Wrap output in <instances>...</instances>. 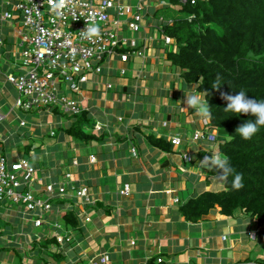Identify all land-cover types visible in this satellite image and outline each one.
<instances>
[{
	"label": "crops",
	"instance_id": "1",
	"mask_svg": "<svg viewBox=\"0 0 264 264\" xmlns=\"http://www.w3.org/2000/svg\"><path fill=\"white\" fill-rule=\"evenodd\" d=\"M15 1L0 0V83L5 86H13L7 75L21 73V24L13 9ZM111 1L133 11L141 8L138 32L131 33L130 17H121L117 30L109 28L128 41L125 50L131 40L137 49L145 46V50L144 55L125 63L115 55L105 59L101 73L89 76L77 94L59 86L77 101L78 114L85 113L88 124L82 125V131L90 139L71 138L63 131L75 117L55 108L32 109L56 118L48 134L54 141L43 152V142L39 145L36 140L42 137L36 124L29 126L13 114L14 107L3 113L7 109L3 98L8 96L0 88V113L5 116L0 123V154L9 162L25 159L34 167V181L27 188L35 196L45 197L47 184H63L67 189L66 195L52 198L44 215L41 229L50 221L61 225L59 230L51 226L44 239L70 237L68 242L56 241L51 246L49 252L58 253L61 260L48 264H264L260 256L264 255V225L254 218L238 213L222 216L215 207L201 220L189 222L179 211L203 192L222 190L224 183L222 177L209 173L216 162L214 156L221 160L216 141L193 140L197 132L213 134L216 139L219 133L204 125L208 117L198 105H185L184 95L199 93L195 85L183 81L166 57L175 48L163 42L160 18L173 15V7L164 0ZM6 12L13 15L11 21L1 19ZM164 19L171 25L172 18ZM95 126L100 129L94 130ZM173 138L180 143L173 145ZM159 141L160 145L154 144ZM125 185L128 193L123 195ZM82 186L88 189L92 203L83 205L76 198V189ZM15 210L0 204V216L17 220L22 235L26 229H38L23 205ZM69 212L78 215L76 228L63 224L62 217ZM25 239L33 261L21 264H41L35 259L42 240ZM254 252L258 256L253 259Z\"/></svg>",
	"mask_w": 264,
	"mask_h": 264
},
{
	"label": "trees",
	"instance_id": "2",
	"mask_svg": "<svg viewBox=\"0 0 264 264\" xmlns=\"http://www.w3.org/2000/svg\"><path fill=\"white\" fill-rule=\"evenodd\" d=\"M173 7L171 25L160 18L162 37L170 38L166 57L181 72V78L196 86L197 93H207L211 116L209 126L219 133L218 155L228 159L236 172L242 173L243 187H235L234 173L222 175L220 165L212 164L209 173L223 179L220 191L203 192L179 207L189 222H196L215 207L222 216L234 213L255 219L264 225V126L248 140L241 139L235 129L251 118L246 114L226 112L222 94H235L244 88L248 95L264 99V0H195L181 3L168 0ZM222 85L211 88L216 77ZM74 123L63 130L71 138L88 140L82 125L87 126L85 113L71 115ZM154 144L160 145L159 142ZM77 213L62 217L65 227L78 226ZM57 244L51 237L39 242L36 261L48 264L60 257L49 249ZM36 248L33 247L32 251Z\"/></svg>",
	"mask_w": 264,
	"mask_h": 264
},
{
	"label": "built area",
	"instance_id": "3",
	"mask_svg": "<svg viewBox=\"0 0 264 264\" xmlns=\"http://www.w3.org/2000/svg\"><path fill=\"white\" fill-rule=\"evenodd\" d=\"M194 1L190 0L191 3ZM180 2L186 3L187 0ZM13 9L19 15L21 24L18 31L21 73L6 76L17 92L14 108L25 111L55 108L62 114L76 115L80 113V106L62 93L59 89L61 84L77 94L89 76L101 73L104 60L110 56H118L120 62L125 63L130 57L144 55L145 46L137 49L132 40L129 41V50H125L128 49V41L119 39L115 31L121 17H130V31L141 30L139 6L133 11L130 6L115 4L111 0L98 3L94 0H17ZM12 18L9 12L1 15V19L7 21ZM92 28L97 31L91 32ZM163 42L170 44V38L164 37ZM120 72L124 74L125 70ZM4 119L5 116L0 113V123ZM204 125H209V119H204ZM99 129V126L94 127V130ZM50 134L53 135V132ZM215 139L213 134L197 132L193 135L194 141L213 142ZM171 143L178 145L180 141L173 138ZM90 160L93 162L94 157ZM214 160L217 162L219 159L214 156ZM34 173V167L27 160L9 162L0 154V204L23 205L26 214L32 217L33 226L41 228L44 215L51 208L52 198L66 195L67 189L63 184H47L45 197L35 196L27 188L34 181ZM120 193L126 195L128 186L125 185ZM76 198L83 205L92 203L84 186L76 189ZM53 229L59 230L61 225L54 223ZM55 238L59 244L70 240L69 236ZM161 261L157 260L158 263Z\"/></svg>",
	"mask_w": 264,
	"mask_h": 264
},
{
	"label": "rangeland",
	"instance_id": "4",
	"mask_svg": "<svg viewBox=\"0 0 264 264\" xmlns=\"http://www.w3.org/2000/svg\"><path fill=\"white\" fill-rule=\"evenodd\" d=\"M168 1V0H164ZM133 33V32H131ZM0 88L2 91L8 96L7 100L3 98L5 105L4 107L7 108L5 111H3L4 114L8 113V109L13 107L14 100L16 95V91L13 88V86H10L7 84L6 86L3 84V82L0 83ZM4 96V94H3ZM36 110H30L27 112H24L23 110L19 108H15L13 114H17L21 116L24 122L29 124V126H33L36 124L37 132L42 136L41 138L37 137V143L40 145L43 142V148L42 151L46 149L47 145H50L49 143L51 141H54V138H50L48 136L50 128L55 123L56 118L52 116L51 113L45 112L44 114H38L35 113ZM11 117H8V121H10ZM5 122V121H4ZM19 123V121H17ZM58 133L59 130H56ZM216 145H219V141L215 142ZM7 206H10L11 209H13L12 212L16 211L15 207L18 204L15 203H4ZM21 206V205H18ZM3 207V206H2ZM14 218L9 219L5 215L0 216V264H21V262H32V258L29 257L28 253L26 252L25 242L26 237L29 240L37 239V237H40V240H44L45 233L47 230L51 229L52 222H48V224L44 227V229H26L24 234L22 235L21 229L18 227L17 220H14ZM61 223V220H57ZM54 222V221H53ZM16 228V229H15ZM45 232V233H44ZM61 237V236H60ZM262 254V253H259ZM258 255H255V252L252 253L251 258H255ZM260 256H264L263 254Z\"/></svg>",
	"mask_w": 264,
	"mask_h": 264
},
{
	"label": "clouds",
	"instance_id": "5",
	"mask_svg": "<svg viewBox=\"0 0 264 264\" xmlns=\"http://www.w3.org/2000/svg\"><path fill=\"white\" fill-rule=\"evenodd\" d=\"M90 31L96 32L97 29L92 28ZM221 85L220 77L217 76L211 85V88L219 89ZM222 95L223 99L227 102L226 107L223 108L226 112L233 115L246 114L251 117L243 121L235 129V133L238 134L241 139H251L260 130L261 126H264V99H256L255 97L248 95L244 88L236 91L234 95L231 93ZM184 103L189 106L198 105L200 112L205 117L211 116L207 93L205 91H200L199 94L184 95ZM204 159L207 160L209 157H204ZM217 163L222 169V175L234 173L235 187H243V174L236 172L227 158L224 160H217Z\"/></svg>",
	"mask_w": 264,
	"mask_h": 264
}]
</instances>
